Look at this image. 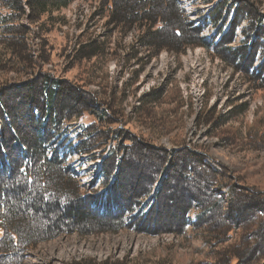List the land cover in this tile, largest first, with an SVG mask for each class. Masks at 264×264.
Here are the masks:
<instances>
[{"label":"trees","instance_id":"obj_1","mask_svg":"<svg viewBox=\"0 0 264 264\" xmlns=\"http://www.w3.org/2000/svg\"><path fill=\"white\" fill-rule=\"evenodd\" d=\"M72 1L0 0V30L6 38L4 55L10 56L2 63L0 55V66L12 63L15 68L28 69L31 63L27 52L34 32L29 40L30 25H21V18L39 27L47 23L54 26L52 21L63 23L62 18L53 17L54 13ZM105 1L111 7L110 22L116 27L146 26L139 39L144 47L154 45L176 51L187 46L208 48L199 36L200 29L187 22L188 15L176 0ZM201 2L205 5L216 2L204 23L209 20L217 24L231 9L229 0ZM241 8L244 7L238 6V2L233 5L226 32L211 46L223 61L238 70L244 61H249V56L253 59L254 53L264 52V15L253 4L244 10ZM243 22L246 24L241 31L247 43L232 49L229 45L234 41V31ZM155 25L160 28L153 30ZM40 38L46 43L45 32H41ZM96 51L94 43H90L78 55L79 58L86 54L94 56ZM256 71L258 75H252L251 81L258 82L263 90L264 58ZM81 94L65 87L47 71L39 72L14 95L7 94V89L0 92V264H20L28 248L61 234L116 233L127 226L146 234H182L189 223L193 231L201 232L203 247L212 264H256L258 261L264 264V191L244 192L231 181L224 182L223 174L205 163L203 167L199 161L194 164L193 159L199 160L200 156L196 152H186L187 158H184H191L187 164L180 161L185 152L168 151L155 157L136 139L133 145H125L126 140L120 139L125 138L126 131L102 127L109 119L108 110L99 104L91 106L93 98ZM162 96V91L152 90L141 98V108L159 101ZM81 106L92 108L87 113L95 122L79 123L74 130L67 124L72 123L71 117H77ZM141 110L150 120L159 121L165 109ZM156 110L161 112L158 114ZM227 113L229 120L231 111ZM215 119L223 124L219 117ZM259 123L264 126V120L257 119L247 127V134L258 136ZM167 128L168 131L170 128ZM100 147L103 162L100 171L112 182L101 193L83 194L70 159L77 156L78 162L82 157L93 160ZM113 158L109 171L105 163ZM143 166L146 169L156 166L160 173L143 174L139 169ZM159 177L161 181L151 194ZM128 181L131 183L127 184ZM145 199L148 202L141 203ZM135 209L138 212L132 215ZM192 211L195 214L191 220ZM68 264L128 263L73 260Z\"/></svg>","mask_w":264,"mask_h":264},{"label":"rangeland","instance_id":"obj_2","mask_svg":"<svg viewBox=\"0 0 264 264\" xmlns=\"http://www.w3.org/2000/svg\"><path fill=\"white\" fill-rule=\"evenodd\" d=\"M237 2L238 6L244 7L242 10L253 4L264 15V0H229L231 9L227 10L225 25L219 27V33L212 23L204 26L200 37L210 38V41L205 39L206 44L213 42V47L221 34L226 32L227 22H231L232 7ZM176 3L188 14L187 22L195 25L202 20L200 16L204 17L207 13L208 8L201 0H176ZM110 13L111 7L105 0H73L54 13L53 17L62 18L63 23L52 21L54 26L47 23L39 27L21 18V25H30L29 40L34 32L32 46L27 52L31 63L28 69L15 68L12 63L1 65L0 92L7 89V94L14 95L39 72L47 71L65 87L92 97L91 106L99 104V107L107 109L109 119L107 124L106 120L103 122L102 127L126 131L125 138L120 139L121 142L126 140L125 145H133L136 139L155 157L168 151L185 152L180 161L187 164L191 158L186 159V152H196L200 156L199 160L193 159L194 164L199 161L203 167L205 163L223 174L221 179L224 182L231 181L244 192L264 191V133L261 132L264 126L258 124V136L247 134V127L255 120H264V89L259 88L258 82L251 81L252 75H258L256 69L263 62L264 52L260 49L262 52L254 53L253 59L249 56V61H244L238 70L209 47L187 46L178 51L154 45L147 48L139 40L146 26L140 29L136 25L125 29L116 27L110 22ZM245 24L243 22L234 31V41L229 45L232 49L247 43L241 31ZM158 28L160 25H155L153 30ZM42 31L46 33V43L40 38ZM3 36L0 30L2 63L10 58L9 54L4 55L6 38ZM29 40L28 43L31 42ZM259 42L262 43L261 39ZM90 43H94L96 54L79 58L78 51ZM154 89L163 92L162 98L156 104L141 108V98ZM83 108L79 107L81 111L77 113V110V117H71L72 123L67 124L72 125L74 130L79 123L95 122L87 113V109L92 108ZM141 109H151L149 112L165 109L166 113L163 110V118L152 121ZM159 110L156 113L159 114ZM227 111H231L229 120ZM216 117L222 119V125ZM167 127L170 128L168 131ZM100 149L93 160L82 157L78 162L76 156L70 159L83 194L101 193L112 182L100 171L103 163ZM113 161L114 158L105 163L109 171ZM139 169L143 170V174L160 173L156 166L155 169L144 166ZM115 173L116 170L112 173L113 178ZM157 180L151 194L156 191L161 178ZM130 183L128 181L127 184ZM170 183L174 184L172 178ZM146 202L145 199L141 203ZM194 214L195 211L190 213L191 220ZM203 243L201 232L193 231L192 223L182 234H146L130 226L116 233L73 232L28 248L20 264H68L72 260L212 264ZM262 263L258 261L256 264Z\"/></svg>","mask_w":264,"mask_h":264},{"label":"bare ground","instance_id":"obj_3","mask_svg":"<svg viewBox=\"0 0 264 264\" xmlns=\"http://www.w3.org/2000/svg\"><path fill=\"white\" fill-rule=\"evenodd\" d=\"M190 192V191H189ZM189 194V193H188ZM191 195V194H190ZM113 197V196H112Z\"/></svg>","mask_w":264,"mask_h":264}]
</instances>
